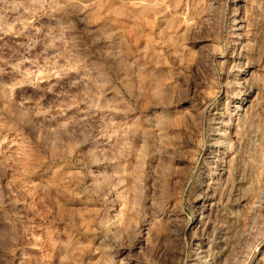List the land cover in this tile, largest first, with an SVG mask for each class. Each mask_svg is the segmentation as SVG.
<instances>
[{
  "label": "rangeland",
  "instance_id": "rangeland-1",
  "mask_svg": "<svg viewBox=\"0 0 264 264\" xmlns=\"http://www.w3.org/2000/svg\"><path fill=\"white\" fill-rule=\"evenodd\" d=\"M259 12L264 0H0V264H264ZM242 77L258 134L235 195L237 120L216 121Z\"/></svg>",
  "mask_w": 264,
  "mask_h": 264
},
{
  "label": "bare ground",
  "instance_id": "bare-ground-1",
  "mask_svg": "<svg viewBox=\"0 0 264 264\" xmlns=\"http://www.w3.org/2000/svg\"><path fill=\"white\" fill-rule=\"evenodd\" d=\"M262 1V0H260ZM258 5H259V8L262 7V3H259L257 2ZM260 13V14H259ZM259 18L262 19L263 15L262 12H259ZM258 17V16H257ZM260 19V20H261ZM237 21H233V23H236ZM237 24H233V28H235ZM239 25V24H238ZM242 25V24H241ZM239 25V27L241 26ZM258 25V24H257ZM256 25V26H257ZM260 25V24H259ZM264 26V25H263ZM238 27V26H236ZM241 28V27H240ZM264 28V27H263ZM255 32V31H254ZM256 34V33H255ZM253 38V37H252ZM240 65V64H239ZM249 63L248 62H245L244 63V66L242 68V72H246L248 71V67H249ZM252 65V64H251ZM250 70V69H249ZM250 73V71H248ZM248 73V74H249ZM245 74V73H244ZM247 74V76H248ZM246 77H242V79H239V81H234L235 83V89H234V92H231V95L233 96H230V97H234V98H237L238 99V102L237 104L234 105V111H232L233 113L231 112H227L225 115L224 113H219L218 116L221 118V115H224L226 117L225 120L221 119H217L218 121H216L218 124H225L227 127L229 126V123H230V116L231 115H235L236 117V123L237 125L235 126V130H239L237 131V137L238 139H234L237 140L236 143H238L239 145L236 144V157H235V161H234V170L233 168L231 170L232 171V179H233V184H231L230 186V189L232 191H234L235 195H237V189L239 188V183L241 182V180L243 179L242 177V174L240 173L241 171V167L243 168L246 164L248 165L251 158V151H250V148H254L253 147V144H255V140H256V134L255 131L258 130L257 129V126L254 125L255 123L257 124V121L254 123H251L252 119H253V116H254V107L258 104L256 103V105H254L252 102H251V98L249 99L248 96L250 95V93L252 92L253 89H256L254 88V85L252 84L253 81H247L245 80ZM247 79V78H246ZM259 82V81H258ZM264 83V82H263ZM256 85V83H255ZM258 85V84H257ZM257 91V90H256ZM260 91V90H259ZM258 91V93H259ZM262 91V90H261ZM253 94V93H252ZM257 94V93H255ZM258 95V94H257ZM229 98V97H228ZM257 98V97H256ZM227 99V98H226ZM245 100H248V103L246 105H241L239 102H243ZM253 101V100H252ZM258 101V100H257ZM253 104V105H252ZM258 106V105H257ZM255 114H257L255 112ZM223 116V117H224ZM218 118V117H217ZM178 120H172L171 121V126L173 130H175V127L178 126ZM232 125V124H231ZM252 125L255 127L256 126V130L254 127H252ZM161 139L162 141H168L167 143H170L172 146L174 147H177V148H187V150L189 151L190 148V145L192 146V141L193 140H188L186 142H178V143H175V139H174V136H176V132L175 133H172V130H170V133L165 131L164 130V127L161 126ZM226 127V128H227ZM222 136V135H221ZM224 136V135H223ZM222 136V137H223ZM226 136V135H225ZM174 141V142H173ZM257 141V140H256ZM240 142V143H239ZM242 142V143H241ZM163 143H166V142H163ZM221 143H227L226 141H221ZM213 143H211L212 145ZM216 145V142L214 143ZM228 144V143H227ZM241 144V145H240ZM221 144H218L217 146H220ZM226 145V144H225ZM216 146V147H217ZM251 146V147H250ZM223 147V146H222ZM228 148V145L226 146ZM257 147V146H256ZM223 149H225V146L223 147ZM174 150V149H173ZM180 150V149H179ZM209 150V149H208ZM235 150V149H234ZM253 150V149H252ZM255 150V149H254ZM253 150V152H254ZM184 151V150H182ZM219 152V150H218ZM189 156L192 155L193 153V150L191 149L189 152ZM209 154H212L213 153V159L211 160V162H214L215 165H218L220 164L221 161H223V157H224V154L226 152L221 151L219 153V155L217 154H214V150H209L208 152ZM251 153V154H250ZM208 156H212V155H208ZM235 156V155H234ZM192 159V158H191ZM253 160V159H252ZM222 163V162H221ZM252 163V162H251ZM251 165V164H250ZM251 167V166H250ZM250 169V168H249ZM245 170V169H244ZM243 171V170H242ZM249 171V170H248ZM243 173V172H242ZM249 173V172H247ZM203 177H206L205 175H203ZM203 177H201L199 180H198V183L197 185L199 186L201 183H202V179ZM206 179V178H205ZM246 181V180H245ZM243 182V181H242ZM206 184V183H205ZM247 186V185H246ZM200 195V194H198ZM197 195V196H198ZM200 197V196H199ZM238 199V198H237ZM259 240V239H258ZM257 240V241H258ZM261 241H258L256 244H255V247L253 249V253L256 252V253H259L261 250ZM263 252V251H262Z\"/></svg>",
  "mask_w": 264,
  "mask_h": 264
}]
</instances>
